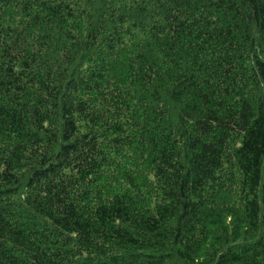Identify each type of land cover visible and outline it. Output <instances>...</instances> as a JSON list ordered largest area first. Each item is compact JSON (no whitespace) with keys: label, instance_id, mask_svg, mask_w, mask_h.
<instances>
[{"label":"trees","instance_id":"1","mask_svg":"<svg viewBox=\"0 0 264 264\" xmlns=\"http://www.w3.org/2000/svg\"><path fill=\"white\" fill-rule=\"evenodd\" d=\"M0 264H264V0H0Z\"/></svg>","mask_w":264,"mask_h":264}]
</instances>
